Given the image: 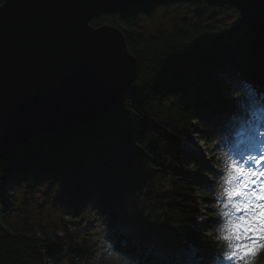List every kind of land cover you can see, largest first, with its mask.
Wrapping results in <instances>:
<instances>
[{"label": "trees", "instance_id": "trees-1", "mask_svg": "<svg viewBox=\"0 0 264 264\" xmlns=\"http://www.w3.org/2000/svg\"><path fill=\"white\" fill-rule=\"evenodd\" d=\"M159 12L172 16L148 31L142 21ZM91 24L123 31L136 79L98 119L35 136L0 162V264H90L97 250L90 235L46 214L68 202L76 222L97 201L112 221H133L117 226L113 243L140 264H168L155 249L176 259L189 243L214 246L206 235L214 212L205 229L196 221L212 167L183 152L181 142L199 132L215 157L208 126L197 123L202 114H230L245 87L264 92V0H144Z\"/></svg>", "mask_w": 264, "mask_h": 264}, {"label": "water", "instance_id": "water-1", "mask_svg": "<svg viewBox=\"0 0 264 264\" xmlns=\"http://www.w3.org/2000/svg\"><path fill=\"white\" fill-rule=\"evenodd\" d=\"M144 0H7L0 7V162L98 119L137 76L123 31L92 19Z\"/></svg>", "mask_w": 264, "mask_h": 264}, {"label": "snow or ice", "instance_id": "snow-or-ice-1", "mask_svg": "<svg viewBox=\"0 0 264 264\" xmlns=\"http://www.w3.org/2000/svg\"><path fill=\"white\" fill-rule=\"evenodd\" d=\"M6 3L7 0H0V7ZM244 91L248 97L254 95L246 87ZM237 105L221 124L219 135L222 142L226 136L234 135L237 126L250 122L249 109L239 102ZM252 135L258 137L261 133L255 132ZM254 151L255 154L249 153L246 158H242L243 170L239 164L232 168L237 176L235 180L229 181L237 186L233 189L234 204L230 207H234L238 218L235 224L227 226L229 234L223 237L226 241L235 240V243L229 242L227 245L232 250L229 257L230 264L232 261L235 264H250L248 258H255L259 253L264 252V151L259 149ZM217 175L222 176L224 173ZM219 255L218 253L217 256ZM212 264H216L215 259Z\"/></svg>", "mask_w": 264, "mask_h": 264}, {"label": "rangeland", "instance_id": "rangeland-1", "mask_svg": "<svg viewBox=\"0 0 264 264\" xmlns=\"http://www.w3.org/2000/svg\"><path fill=\"white\" fill-rule=\"evenodd\" d=\"M171 16H172V13L168 14L165 12H159L152 19L143 20L142 24L144 25V27L148 31H153V30L159 28L164 23H167L168 20L171 18ZM222 19L228 20L229 17H223ZM205 117L208 118L206 116V114H202V116L199 118L197 123H200L199 124L200 126H204L207 123ZM213 119H214V121L218 120L216 117H214ZM207 134H208V136L212 137L214 140L211 144H215V147L217 149L220 148L219 135L218 136L216 135L215 137H213L209 131H207L206 135ZM181 146H182L183 152H185L189 155L191 154V155L200 156L202 158L203 157L207 158V151L205 148V142L201 139L199 132H194L188 139H186V142L183 143ZM221 155H223V154L221 153ZM11 182L12 181H10V184H7V186H6V195L8 197H12L17 191L15 184L13 182L12 183ZM210 183L214 184L215 182L213 179L210 178ZM213 188H217V184L212 185V189ZM64 199H67V196L64 194H62L60 197H58V201H60V202H62ZM19 200H22V197H20ZM199 201H201V200H199ZM202 201L204 203L206 202V200L205 201L202 200ZM90 205H91V203L86 205V210ZM93 205H97V207H99V208H97V209L95 208L93 210L92 207H89L88 211L85 212L86 215H90V217L87 218V220L91 219L90 220V223H91L90 227H87L88 224L85 223V222H87V220H85V217L80 219L79 215H78V219H80V220H79V222L75 221V219L71 215V213L74 212V209H73L74 203H71V202H68L65 207L54 206L53 209H51L50 212H46V214L51 213L55 217V220H57V222H59V223H61L62 221L65 222V225L71 231H80L83 236H87L88 235L87 233H91L90 234L91 239L97 243L99 250L101 251V246H103L104 244H106V246L108 247L109 242H108V239L106 237V234L109 236V238L112 237L110 233L113 231V229L115 227V223L110 224V225L108 224V222H110V220H111L110 219V213L112 211L110 208L103 206V204L99 203V201H97V203H93ZM33 209H34L35 213L38 212V208H37V205H35V203L33 204ZM80 222H82L83 224ZM121 223L127 227L129 225L131 227L134 225V224L126 221L125 215L122 216L116 224L119 225ZM92 224H94V225H92ZM218 230L216 229L215 232L217 233ZM59 231H61V229H59ZM216 236L218 237V239H221L224 241V239L220 238L218 236V234ZM104 239H107V240L104 241ZM258 257L256 256L252 260L250 259V261H249L250 264H264L261 262V260H259ZM100 259H99V257H97V260L95 261V263H97V261ZM106 260H107V263H109V264H122V262L120 261V257L118 259L117 254L111 253L110 255H107ZM190 262H192V261L189 260L187 263L189 264Z\"/></svg>", "mask_w": 264, "mask_h": 264}]
</instances>
